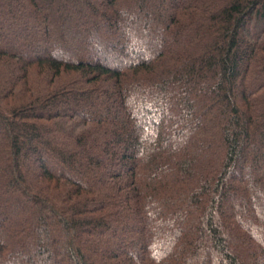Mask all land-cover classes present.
<instances>
[{"label":"trees","instance_id":"obj_1","mask_svg":"<svg viewBox=\"0 0 264 264\" xmlns=\"http://www.w3.org/2000/svg\"><path fill=\"white\" fill-rule=\"evenodd\" d=\"M0 264H264V0H0Z\"/></svg>","mask_w":264,"mask_h":264},{"label":"rangeland","instance_id":"obj_2","mask_svg":"<svg viewBox=\"0 0 264 264\" xmlns=\"http://www.w3.org/2000/svg\"><path fill=\"white\" fill-rule=\"evenodd\" d=\"M13 1H16V0H13ZM55 5H57V3H55ZM72 25H75V21L72 22L71 26Z\"/></svg>","mask_w":264,"mask_h":264}]
</instances>
